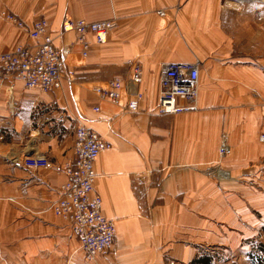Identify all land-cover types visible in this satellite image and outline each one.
I'll use <instances>...</instances> for the list:
<instances>
[{
	"label": "crops",
	"instance_id": "obj_1",
	"mask_svg": "<svg viewBox=\"0 0 264 264\" xmlns=\"http://www.w3.org/2000/svg\"><path fill=\"white\" fill-rule=\"evenodd\" d=\"M4 11L50 24L66 78L47 93L0 79V264H191L214 245L249 253L264 230V0H0ZM66 17L115 26L106 44L90 36L84 56L67 48L74 33H57ZM24 43L1 20L0 52ZM179 62L199 66L198 110L160 114L163 67ZM114 78L125 84L118 104L96 93ZM79 125L112 144L94 168L116 238L93 261L51 209ZM40 156L48 167L24 166Z\"/></svg>",
	"mask_w": 264,
	"mask_h": 264
},
{
	"label": "built area",
	"instance_id": "obj_2",
	"mask_svg": "<svg viewBox=\"0 0 264 264\" xmlns=\"http://www.w3.org/2000/svg\"><path fill=\"white\" fill-rule=\"evenodd\" d=\"M5 20L17 29H25V22L11 13L3 14ZM115 21L102 20L88 22L65 18L61 24L62 34L76 32L77 43L86 56L89 50L87 34L94 35L97 44L107 41L108 33ZM48 23L38 20L26 28L34 44H19L7 52H0V79L22 84L26 89L44 93L59 90L64 79V52L48 34ZM142 80V70L136 65L129 84L138 86ZM124 82L112 79L103 87L96 89L102 99L118 104ZM199 66L197 63H169L164 65L160 79L157 109L160 114H179L198 109ZM132 98L127 109L136 113L142 94L131 92ZM128 94L129 87H128ZM96 111L99 108L95 109ZM264 139V136H263ZM112 144L105 141L96 131L79 125L75 130L73 156L61 167L66 179L57 189V198L51 209L70 228L78 241L86 260H95L113 246L116 238L114 222L102 211V199L95 190L97 174L94 163ZM23 164L27 168L39 169L50 165L46 157H26Z\"/></svg>",
	"mask_w": 264,
	"mask_h": 264
},
{
	"label": "rangeland",
	"instance_id": "obj_3",
	"mask_svg": "<svg viewBox=\"0 0 264 264\" xmlns=\"http://www.w3.org/2000/svg\"><path fill=\"white\" fill-rule=\"evenodd\" d=\"M225 0H223V3H224ZM4 13H9V12H1L0 13V22L1 20H3L5 22V25L6 26H10V27H13L15 28L16 30H18L20 33L26 35L28 38H29V35L26 31V28L28 27H31L33 25L34 22L38 21V20H45L44 18H41V19H37L35 20L34 22L32 23H27L25 22V29H17L13 24H11L10 22H8L7 20H5V16L3 15ZM12 14V13H11ZM4 16V17H3ZM16 16V15H15ZM18 17V16H17ZM19 18V17H18ZM68 18V17H67ZM21 19V18H20ZM65 19V18H64ZM71 19V18H70ZM22 20V19H21ZM72 20V19H71ZM82 20H85V19H82ZM23 21V20H22ZM46 21V20H45ZM73 21H78V20H73ZM87 21V20H85ZM24 22V21H23ZM47 22V21H46ZM63 22V21H62ZM48 23V22H47ZM62 24V23H61ZM115 26V25H114ZM60 27V28H59ZM59 31L57 32L59 36H65L67 34H70V33H74L76 35V39H77V34L76 32H69V33H66V34H62L61 32V25L59 26ZM114 28V27H113ZM112 30V29H111ZM48 34L52 37L53 41H54V44L56 45L55 43V40H54V37L50 31V24L48 23ZM110 33V31H109ZM109 33H108V36H109ZM90 36L94 37L93 34L89 33L87 34V38H89ZM30 39V38H29ZM32 41V43H29V44H34V40L30 39ZM108 40V38H107ZM251 41L253 42L254 40L251 39ZM261 42H259V39L257 40V42L260 43V45L262 46V49L261 51H258L259 55L260 56H263L264 57V39L261 40ZM107 43V41H106ZM104 43V44H106ZM27 44V43H24V45ZM77 41H75L73 44H70L67 46V48H72L74 45H77ZM19 45V44H18ZM99 45H102V44H99ZM259 45V44H258ZM57 46V45H56ZM15 47V46H14ZM58 47V46H57ZM59 48V47H58ZM61 51L64 52L65 54V51L66 50H62L61 48H59ZM89 50H90V45H89ZM88 50V52H89ZM252 50V48H251ZM1 52H7V51H1ZM87 56V55H86ZM69 76H71L69 74ZM72 77V76H71ZM64 78H66V74H65V69H64ZM120 79V78H119ZM198 110V109H197ZM196 110V111H197ZM263 136L264 134L261 135V140L264 141L263 139ZM227 154V150L225 148H222L221 151H220V155L221 156H226ZM213 169L212 170H215V176L218 177V173L223 171L224 173L227 174V177H231L230 179L232 180V175L230 173V171L228 169H222L220 166H218L217 168L215 167H212ZM218 170V171H217ZM218 172V173H217ZM209 174H211L213 177H215L213 175V171L212 172H209ZM115 225V224H114ZM112 247V246H111ZM249 253H247V255H245V253H243L242 251H237V250H234V251H231V250H228L227 248H224V247H218L216 245L214 246H205L202 248V251L204 253H201V254H204L202 256H199V258H197L194 262H192L191 264H204L202 261L199 263L197 262L199 259H209V263L208 264H264V230L261 231V236L257 237L256 239H253V241L250 242L249 244ZM83 252V251H82ZM84 254V253H83ZM249 254V256H248ZM85 258V257H84ZM88 261V260H87ZM93 261V260H91ZM168 264H177V262L175 261H169Z\"/></svg>",
	"mask_w": 264,
	"mask_h": 264
},
{
	"label": "trees",
	"instance_id": "obj_4",
	"mask_svg": "<svg viewBox=\"0 0 264 264\" xmlns=\"http://www.w3.org/2000/svg\"><path fill=\"white\" fill-rule=\"evenodd\" d=\"M199 261L201 262H203L204 264H208L209 263V259L207 260V259H199L197 262L199 263Z\"/></svg>",
	"mask_w": 264,
	"mask_h": 264
},
{
	"label": "bare ground",
	"instance_id": "obj_5",
	"mask_svg": "<svg viewBox=\"0 0 264 264\" xmlns=\"http://www.w3.org/2000/svg\"><path fill=\"white\" fill-rule=\"evenodd\" d=\"M12 82V81H11ZM225 174V173H224ZM65 223V222H64Z\"/></svg>",
	"mask_w": 264,
	"mask_h": 264
}]
</instances>
